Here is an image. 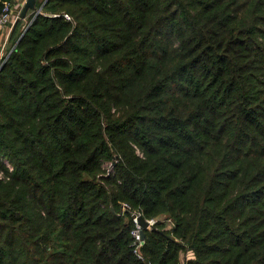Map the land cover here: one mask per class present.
Listing matches in <instances>:
<instances>
[{
    "label": "trees",
    "instance_id": "obj_1",
    "mask_svg": "<svg viewBox=\"0 0 264 264\" xmlns=\"http://www.w3.org/2000/svg\"><path fill=\"white\" fill-rule=\"evenodd\" d=\"M35 6L0 68V264H264V0ZM124 204L157 219L142 257Z\"/></svg>",
    "mask_w": 264,
    "mask_h": 264
},
{
    "label": "built area",
    "instance_id": "obj_2",
    "mask_svg": "<svg viewBox=\"0 0 264 264\" xmlns=\"http://www.w3.org/2000/svg\"><path fill=\"white\" fill-rule=\"evenodd\" d=\"M14 11H13V7L10 3H6L3 9L2 14H0V29H3L4 27L9 26V31H7V36L5 38V43L8 39L9 33H11V28H12V24H14ZM1 31V30H0ZM6 60V59H5ZM0 60V68L2 67L3 63L5 62ZM112 164L113 163H109L110 167L109 169L112 168ZM130 206L128 204H124V210H129ZM130 211H132L130 209ZM135 212L137 215L141 214L139 212L133 211ZM149 222V226L147 229H152L157 221V219L155 218H146ZM135 224H136V228L133 230V236L135 238V244H136V249L135 252L136 254H138L140 257H142V253L140 252V249L144 243V237L142 236L141 230L142 227L140 226V224L138 223V219L137 217L133 218Z\"/></svg>",
    "mask_w": 264,
    "mask_h": 264
},
{
    "label": "water",
    "instance_id": "obj_3",
    "mask_svg": "<svg viewBox=\"0 0 264 264\" xmlns=\"http://www.w3.org/2000/svg\"><path fill=\"white\" fill-rule=\"evenodd\" d=\"M35 2L36 0H26L17 20L15 21V24L17 23V21H19L20 19H23L27 16L28 14V11L30 9H35ZM42 9V7L38 10V12ZM14 24V25H15ZM116 163V159L113 161V164ZM130 214L132 216V218L134 217H137L138 219V223L140 224V226L142 227V230H141V233H142V236L144 237L145 236V230L148 228L149 226V222L148 220L146 219V217H144L142 214H139L137 215L135 212L133 211H130Z\"/></svg>",
    "mask_w": 264,
    "mask_h": 264
},
{
    "label": "rangeland",
    "instance_id": "obj_4",
    "mask_svg": "<svg viewBox=\"0 0 264 264\" xmlns=\"http://www.w3.org/2000/svg\"><path fill=\"white\" fill-rule=\"evenodd\" d=\"M35 4H36V2H35ZM36 7V6H35ZM41 8V7H40ZM18 9H19V7H17V6H13V11H14V14H16V12L18 11ZM38 8H36V10H37ZM39 10V9H38ZM21 11V10H20ZM19 11V12H20ZM30 11V10H29ZM28 11V12H29ZM0 30H3V31H9V26H8V28L7 27H4L3 29H0ZM11 30H12V28H11ZM12 32V31H11ZM11 38V33L9 34V36H8V39H7V41H6V43H5V39L4 40H2V44L0 45V60L1 61H4L5 59L7 60L8 58H9V56H10V54H11V51H12V49L10 48L11 46H9V42H10V39ZM5 60V61H6ZM5 63V62H4ZM3 63V64H4ZM5 161V163H6V165L10 168V169H13V166H12V164H11V162L8 160V159H5L4 160ZM109 167H110V165H109V163H106V165H105V168H106V170L107 169H109ZM0 176H4V173L2 172V171H0ZM156 219V218H155ZM188 256H191V253H189L188 254Z\"/></svg>",
    "mask_w": 264,
    "mask_h": 264
},
{
    "label": "crops",
    "instance_id": "obj_5",
    "mask_svg": "<svg viewBox=\"0 0 264 264\" xmlns=\"http://www.w3.org/2000/svg\"><path fill=\"white\" fill-rule=\"evenodd\" d=\"M23 2H24V4H25L26 0H24ZM9 34H10V33H9ZM6 36H7V31L5 32V31L1 30V31H0V38H2V39L4 38V39H5Z\"/></svg>",
    "mask_w": 264,
    "mask_h": 264
}]
</instances>
